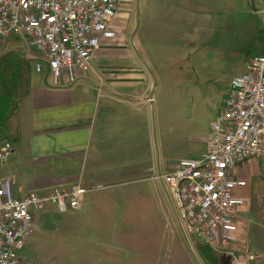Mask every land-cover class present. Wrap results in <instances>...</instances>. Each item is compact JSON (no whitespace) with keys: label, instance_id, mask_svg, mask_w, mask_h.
Masks as SVG:
<instances>
[{"label":"crops","instance_id":"crops-1","mask_svg":"<svg viewBox=\"0 0 264 264\" xmlns=\"http://www.w3.org/2000/svg\"><path fill=\"white\" fill-rule=\"evenodd\" d=\"M206 2L117 0L112 35L100 38L89 70L73 79L66 72L59 85L45 64L35 69V48L17 37L1 38L11 45L6 50L30 59L31 71L17 110L20 140L0 160V179L13 182L15 196L73 184L89 190L78 210L58 217L51 205L35 211L19 264H175L177 258L191 264L193 236L183 233L158 176L206 151L211 123L222 110L204 112L188 137L174 138L180 128L171 126L175 97L168 89L183 75L173 74L183 55L192 58L191 66L202 58L194 43ZM213 4L227 14L239 5L254 13L260 8L264 20V0ZM6 142L0 131V145ZM250 160L235 172L245 181L233 192L243 200L236 241L226 249L206 247L215 254L202 251V264H264V254L249 252L251 206L258 198ZM67 245L72 256L64 252Z\"/></svg>","mask_w":264,"mask_h":264},{"label":"built area","instance_id":"built-area-1","mask_svg":"<svg viewBox=\"0 0 264 264\" xmlns=\"http://www.w3.org/2000/svg\"><path fill=\"white\" fill-rule=\"evenodd\" d=\"M116 13L117 0H0V39L17 37L35 48V69L45 64L52 84L59 85L66 72L73 79L89 70L100 38L112 35L109 25ZM230 83L211 123L206 151L179 160L158 176L183 233L217 249L237 238L243 200L233 192L245 185L235 176L238 166L264 156V50ZM10 146L0 145V160ZM12 184L0 179V264H19L25 239L35 227V211L50 205L60 212L78 210L89 191L73 184L15 196Z\"/></svg>","mask_w":264,"mask_h":264},{"label":"rangeland","instance_id":"rangeland-1","mask_svg":"<svg viewBox=\"0 0 264 264\" xmlns=\"http://www.w3.org/2000/svg\"><path fill=\"white\" fill-rule=\"evenodd\" d=\"M206 3L208 6L204 8L201 38L194 43L196 47L200 46L202 58L195 59L191 66L187 61L192 58L183 55L182 61L174 65L173 72L174 75H183L173 79L168 89L175 97L171 126L180 128V133L175 134L174 138H179L183 132L188 137L191 126L203 122L204 112L213 115L221 110L223 99L231 91V78L244 72L250 60L264 50V20L260 8L254 13L239 5L237 10L227 14L219 6H214L213 0H207ZM10 46L7 41L0 39V52ZM251 162L258 198L251 206L253 223L249 228V252L255 256L257 253L264 254V157ZM55 210L53 216H60V211ZM188 238L194 244L190 249L191 264H202L199 254L208 246L193 237ZM66 249L72 256L73 251L68 245L64 247V252ZM206 252L214 253L209 249ZM210 258L212 260V255ZM177 260L175 264H181L180 258Z\"/></svg>","mask_w":264,"mask_h":264},{"label":"trees","instance_id":"trees-1","mask_svg":"<svg viewBox=\"0 0 264 264\" xmlns=\"http://www.w3.org/2000/svg\"><path fill=\"white\" fill-rule=\"evenodd\" d=\"M30 71V59L19 52L0 54V131L11 146L20 140L17 110L28 91Z\"/></svg>","mask_w":264,"mask_h":264},{"label":"water","instance_id":"water-1","mask_svg":"<svg viewBox=\"0 0 264 264\" xmlns=\"http://www.w3.org/2000/svg\"><path fill=\"white\" fill-rule=\"evenodd\" d=\"M153 82H154V86H155L156 85L155 78L153 79Z\"/></svg>","mask_w":264,"mask_h":264}]
</instances>
